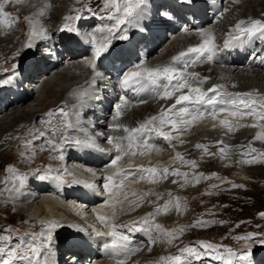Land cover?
<instances>
[{
  "label": "bare ground",
  "instance_id": "6f19581e",
  "mask_svg": "<svg viewBox=\"0 0 264 264\" xmlns=\"http://www.w3.org/2000/svg\"><path fill=\"white\" fill-rule=\"evenodd\" d=\"M158 1H159L158 4L163 3L160 2L161 0ZM209 1L212 3L213 1L216 0H209ZM244 1L237 0V2H234V0H217V2L219 3L216 2L213 3L219 5L220 3L224 4L223 5L224 8H220L219 6V11H221V15L219 16V19L217 21L225 20L228 23L222 24L220 21L216 22V20L213 19L212 14L215 16V13L212 12L211 8L210 11H207V5L203 3V1L201 0L193 1L192 5H183V4L179 5V3H177L178 0H172L170 5L168 6L173 7V12H170L171 10L168 11V9L167 10L163 9L161 11L162 12L167 11L172 14L171 19L165 17V22H166L165 24H168L169 27H171L175 32H178L179 34L177 35V38L174 39V41H172L173 43H170L167 47L162 48L161 45L162 42H164L162 35L163 33L165 35V31L168 26L166 25L161 26L160 24H158V21L155 19V16L151 17V14L153 15V13L157 12L156 11L157 2L156 0H147V3L145 5V15L144 18L140 21H143L145 24L146 23L151 24V28L153 29V31L149 30L147 32L141 33L139 31V28L141 27L139 21L138 24L140 27L122 25L121 26L122 28L128 29V33L132 31L133 34L130 35L127 40H124V42H122L123 44L120 48L119 46L117 47L111 46V48L109 49V52L119 53V56L116 57L112 56L108 60V62L111 65L117 64L122 66L121 69L117 71H115V69L113 68H110L111 67L110 66L109 71L113 73L117 72L122 74L127 71L137 70L136 69L137 65H140L141 69L172 65L173 63L172 57L177 56L181 51H186L191 44L192 45L194 44L191 47L199 46L205 39L208 38V34H213L215 37V44L217 46L215 57L211 61L202 58L200 61L194 64L190 63V66L186 69V71L190 73L192 72L198 73L199 76L195 78H189L188 83L190 84L191 82H195L196 84H198V86H193V87H203L202 90L204 91L207 90V89L205 90L204 87L209 82L212 83L213 85H223L224 88H226V90L228 91L231 90L233 93H247L250 90L257 89L259 90L258 92L259 94L257 95V97L264 96V74H259L256 68L254 66H251L250 63H248L242 57L243 51L233 50L231 53H233L234 56L230 59L234 63L229 64L228 58L230 57V53H226V51L220 50L219 36L224 33L227 34L226 31L230 28H233V26L238 21L241 20L264 21V18L257 16L264 13V3H263L264 1L262 2V0H247L243 8L242 4ZM78 2L79 0H71V1L35 0V2H30V0H7V2L4 4V9H3L4 12L11 14L10 16L5 17L4 19L7 21H15V22L11 24V27L0 26V57L6 56V54L10 53V51L11 52L19 51L18 53L21 54L20 56H22V58L18 62L13 63L10 69H7L9 68V66H7L6 64L5 66L3 65L5 67L4 72L9 73L10 77H14V78L12 79L11 83L3 84L2 86H0V150H3L9 147V145H11L10 142L12 141H9L8 139L10 136L15 135V130L17 129H21L16 133V134L19 133V135L17 136L24 138L27 137L33 138L34 135H38L40 132H42L41 130L47 131L48 133L52 134L51 126L48 123H46V120L48 119L46 113H48L49 111H55L65 106H66V110L72 112L73 106L80 104V100L78 99L77 93H79L83 89H89V95L84 100V106L77 107L75 109V111L80 113V119H81L80 126L87 129V131L92 136L95 137L97 145L99 144L103 146L108 144L107 136L109 135L111 136L127 135L122 130L111 129L110 125L121 124L129 128L137 127L139 123H142L146 120L145 117L146 114H148V117L150 118L152 116L157 115L162 108L167 109L172 103H174L175 97H173V99L171 100H160L159 98L154 97V95L152 96L151 100H155V103H147L144 105H133L131 107L125 106L124 104L120 103L122 105L121 107L122 115L118 120H113L115 114L110 113L112 109L110 102L107 104L104 102L105 99L107 98L105 97V95L112 98L118 89L117 87L120 86H117L118 84L114 83L112 80L111 81L107 80L106 82V79L109 76L105 77L106 79L104 80H100V78L102 77L101 75H96L95 83L93 84L92 83L93 76L97 73L90 71L91 66L88 63V59L90 58V55L93 51L92 43L90 42L92 35H95L97 43L105 42L102 39L103 34L100 31L98 32L97 29H100L106 25H111L114 22L102 18L97 23L94 22L93 18L89 19L88 21H83L82 19H79L78 21L73 20L75 21L74 23L75 27H78L79 29L78 31L79 34L77 35L76 33H68L66 31L65 32L67 34H65V32H61L60 29L63 27V25L69 22L64 20L66 16L74 17L79 15L78 12L71 15L77 9ZM164 3H166V0L164 1ZM158 7H160V5H158ZM189 7L191 9H189ZM241 8H243V10L240 14H238V10ZM249 8L250 9L252 8L256 16L249 15L250 14L248 12ZM97 10L95 12H97ZM178 11L188 13L186 14L187 16H191L190 13L197 14L200 18L199 19L196 18L197 20L196 23L187 22L185 21L184 18L181 19L180 17H178L179 16ZM101 16L104 17L105 15H101ZM147 16L148 17L150 16L149 21L147 20L148 18ZM174 18H178L179 19L178 21H182L183 22L182 26H185L186 30L181 32V29L177 27L175 23L170 24V22H172ZM96 24L99 25L95 30L98 34H96L95 31H93V29L91 30V28H93L94 25ZM204 26H206V30L203 29ZM15 27L21 29L22 31L21 34L15 33V31L13 30L15 29ZM199 28L202 29L201 32L191 33L192 31ZM17 30L19 31V29ZM24 30H26V33H23ZM33 30H35V32L39 33L40 35L39 36L33 35L32 34ZM57 36L61 38L60 39L61 43H59L60 47L59 50L56 51L57 59H55L48 55L51 52L49 53V51H47L48 50L47 48H49L47 43L51 42L52 38L53 37L56 38ZM69 37L71 38L70 40ZM144 38H148V39H144ZM29 43H33L35 46L33 48H28L27 45ZM127 43L131 44L130 52L126 51L127 48H124L123 50V47ZM251 43H261V42L259 40H253L252 42H249V44ZM134 47H136V50H138L140 47L139 51L143 52L146 56V59L141 63L138 62V55H136L135 57L133 54V51L135 50ZM135 54L138 53L135 52ZM41 55H43V57H41ZM189 59L191 60V57H189ZM207 62L210 64V66L205 65V63ZM14 65L16 66L15 69L13 68ZM97 65H101L99 60L97 62ZM177 67H182V66L177 65ZM3 73L0 71V75H3ZM204 77H208L207 81L201 82ZM22 80H25L27 82L29 81L32 88L31 91H33V93L36 94V97L33 99V102H31L33 103V105H31L30 107L28 106L27 110H23V108L27 107V102L30 101L29 100L30 94L29 92H27V90L21 89L20 81L22 82ZM98 85H101L100 92L94 90L97 88ZM184 92H187V90L185 89ZM177 95H179V93ZM114 101H116V99ZM262 115H264V113ZM246 117L247 116H235V117L232 116L234 120L239 122V125H243V126L239 127L238 125V127H235L231 131L226 129L223 125L220 128H218L219 125L217 122L215 123L214 127L218 129H211L212 128L211 125L209 127L208 125H206V127L202 128L201 130L195 129L193 131H190L191 128H188L187 131H184L183 133H179V132L176 133L178 135H176L177 136L176 139L172 140V143L168 142L165 145L163 142L157 141L155 142L156 148L146 149L144 152L141 151L143 149L134 145V147L130 150L131 153L133 151L143 153L142 155L137 154L135 155V157L138 156L140 158L146 155L147 156L152 155L158 157V160L148 161V159L146 160L145 158L143 161L137 162L136 160L134 161L128 158L129 161H127V166L128 167L130 166V170L129 172L126 173V175H128V178L132 180L134 179L133 177L136 174L138 175L140 173L144 174L145 171H140L139 167L141 165L145 166L144 169L151 167L162 169L164 167L172 168V166L173 167L178 166L176 169H178L181 172H186V170H189V168H187V165L182 164L175 159L176 153L174 150L176 148V152L178 151V153L182 155L184 154L188 155L190 154L191 150L196 149L195 145L197 143L199 144L203 143L207 145L211 143L216 144L218 141H223L224 144L228 146V151L230 150L229 151L230 153L235 154L236 152L235 150H238L240 152L241 150L249 149L247 151H250V149H255L256 151L252 153L251 156H245L244 158L250 159L253 157H259L261 153H264V130L262 128H258L259 126H255L253 127V129H251L250 126L254 124L253 121L254 119L247 120ZM36 121H41V122L43 121L46 124L43 125L42 127L36 128L34 127L35 125H33L34 122ZM56 123L59 124L62 123V121L61 120L56 121ZM231 123L234 124L233 121H231ZM261 123L264 124V121H262ZM22 130H28V132L31 133L26 134L23 133L24 131ZM253 131H255V133ZM32 132L35 133L33 134ZM99 133H103V135H99ZM69 134L73 135L74 137H77L79 135L83 136L82 133L75 131H69L68 135ZM258 136L261 138L257 139ZM34 138L36 143L45 141V144L51 147V145L48 144V140H45L44 136L40 137V139H38V137L35 136ZM181 141H183L184 143L181 144L180 143ZM54 142L56 144H60L61 139H58ZM126 143L127 142L125 141V144ZM24 146L27 147V145L25 144ZM216 146L218 148L221 147V145H219L218 143ZM241 146H243L244 148L242 149ZM155 149H159V150L157 151ZM164 153L168 154V156L164 157L165 156ZM31 154H32L31 156L26 157L22 154V150H21L20 157H18V162L14 163L13 165L6 164L4 166L5 173L2 175H4V177L6 176V179L9 182L8 185L10 187L12 183H14V180L9 179V173L11 172L6 171L8 166H12L14 168L15 170L14 173L22 172L19 171L17 167L22 166L24 164H28V162L26 163L25 160H29L31 161V165L33 166L34 171H38V170L48 171L49 168L51 169L60 168L59 165H56L58 162L56 163L55 161L54 150L52 147L51 150L42 148L40 154L39 155L37 154L38 156L34 155L33 153ZM253 154L255 155L253 156ZM169 156L172 159L171 162L167 163L166 158ZM33 158L34 160L35 159L36 160L33 161ZM69 158L75 159V161L84 164L85 166L91 168L96 172L94 173L93 176L90 177L88 176L89 174L87 171L83 172L81 171V169H79L80 172L78 171V173L76 174L74 170H78V169L73 167V173H75L78 179H81L80 177H84L89 180L85 179L84 182L78 180L80 183H73L72 182L73 180L65 181V183H61L62 196H69V194L72 193L74 195L73 198H76L77 201L80 200L86 203L93 202L90 201V199L97 200L98 198H101L102 196L101 192L98 190L99 195H96L94 191L97 188H99L98 186L101 183H104L102 174H100L103 165L102 161H104L105 159L107 160L109 158V155L106 154L103 155L101 152L93 148L77 147L76 145L75 146L73 145V146H69V149L66 153L65 164L70 161ZM187 159L188 157H186V160ZM47 160L50 161L47 162ZM243 167L242 168L239 167V169L243 171L244 169ZM245 172L246 173L249 172L253 176L259 175L262 178L264 177V166L259 165L250 168L246 167L244 170V174ZM76 176L74 177L77 180ZM171 177L172 175H169L167 178L170 179ZM167 178L164 179L159 177L158 183H154L153 186L151 185L148 188H145L143 186L126 187L128 189L134 188L137 189L138 191L141 190L142 195L148 193V195H143V199H147L150 202L149 207L153 208V210L151 211V209L148 208L149 210L145 211V208L141 207L142 198H139L134 200V202L139 204L138 209L140 210L142 209L141 214L139 213L138 215H132L129 217L127 216L119 217L114 215V217L111 218L113 223L116 225H127V226H123L122 229L124 230L126 229L132 230L135 227L143 226V225L139 226V224H137L133 228L131 222L139 221L141 217H144L148 214L147 212L153 213L157 206H160V208H162L165 205V204L163 205L160 204L159 199H164L166 201L169 200L167 197L169 193L172 192L173 190L172 185L171 188H168V190H166L168 187L166 185L167 183L166 180H168ZM183 179L186 178L180 176V177H175L173 180H176L178 182V181H182ZM91 181H93L94 184L96 185V189L94 188L95 190L84 187L85 182L90 183ZM0 183L4 184L5 181L3 183L2 182ZM42 184L43 183L41 184L37 183L36 184L37 188L38 187L43 188L45 185ZM46 187L50 191L51 189L53 190L52 186L46 185ZM77 190H79V192H77ZM56 192L58 193L57 189ZM0 193H1L0 194L1 198H3L2 202L6 206L7 205H12L13 207L16 206L15 211L17 212L20 210L19 208H21V206H18L16 202L26 201L27 199L32 197V195L29 194L27 195L28 197H24L22 195L15 196L16 192L14 189L12 191L3 190L0 191ZM4 197H6L8 200H6ZM31 200L29 202L33 201ZM45 201H48V204L49 202H51L50 200H48V198ZM101 202L102 201L99 200V202L97 203H101ZM51 203L55 205L56 202L52 201ZM171 207L169 209H173ZM134 208H137V206L134 205L133 208L130 210H133ZM28 209H30L33 215L36 214L40 216L46 215L41 204L39 205L36 203L35 205H31ZM65 209L67 214L71 216L70 215L71 211L69 212L67 208ZM163 212L160 211L158 213L159 216L157 218H156L157 216L156 214L155 223L158 224L162 223V219H160L162 216L160 214H162ZM26 219L30 223L34 222V216L32 215L30 216L29 214L26 215ZM60 220L61 219H58V221ZM36 224L37 223H35L34 225ZM146 227H144V229ZM36 228H37L36 231L44 230V229L42 230V228L38 225L36 226ZM119 228L121 227L117 228L118 232H119ZM70 231L71 232L68 233V235L65 234L61 236L60 242H55L52 244L51 251L56 252V254L58 255L57 258L61 257L62 258L61 261H63L65 257H62V253L64 252V250H67L68 253L72 255L74 258L79 257L80 261L82 260V258H85L84 256H86V258H92V259L95 258L93 260H97V261L100 260V258L97 255L89 256L88 253L83 251L85 249L92 251L93 247H96L105 241V239L108 237L106 236L107 234L103 236L96 235L97 237L94 238V240L90 241V240L81 239L80 236L76 235L75 231L73 230ZM43 232L47 233L45 230ZM126 233L129 232L126 230ZM126 233H121V234H126ZM147 235L151 239L149 245H147L144 239L142 238V234L137 231H135L133 235H128L129 237L139 238L144 242V245H146L149 248L148 254L145 257H141L139 260L136 259L135 260L136 262L133 264H150L148 262L151 260L153 262L152 264H157V262H159V264L162 263L158 261V259L164 257L162 251L165 249V247L163 242H161L162 240H161L160 231H157L155 228H153L151 231H147ZM152 241L155 242L152 243ZM149 246H151L152 248ZM257 255L258 256L255 257L253 260V264H258L257 258L260 257L261 254L259 253ZM260 261L264 262V258L260 259ZM112 263L117 264V262H111V264ZM104 264H108V263H104ZM210 264L213 263L210 262Z\"/></svg>",
  "mask_w": 264,
  "mask_h": 264
},
{
  "label": "rangeland",
  "instance_id": "374dc122",
  "mask_svg": "<svg viewBox=\"0 0 264 264\" xmlns=\"http://www.w3.org/2000/svg\"><path fill=\"white\" fill-rule=\"evenodd\" d=\"M69 1H71V0H69ZM164 1L165 0H163V1L161 0L160 2L164 3ZM193 1H195V0H193ZM201 1H203L206 5H208L207 11H210V10H208V8L210 7L209 4L212 5L214 2L219 3V2H217V0L213 1L212 3L209 0H207L208 3L205 0H201ZM246 1L247 0H245L243 2L242 7L244 6ZM263 1L264 0H262V2ZM30 2H35V0H30ZM102 2H103V0H84V1L79 0V2L77 3L78 4L77 9L71 15L78 12L79 16H81V19L83 21H88L89 19L93 18L95 23H97L103 17L101 15H105L104 17L107 16L106 12L100 11V7L102 5ZM156 2H157V4H156V7H157L156 11L157 12L153 13V15L151 14V17L155 16V19L158 21V24H160L161 26H163V25L168 26L166 31H165L166 36L164 35V33L162 35L164 42H162L161 47L165 48L170 43H173L172 41H174V39L177 38V35L179 33L175 32L171 27H169L168 24H165L166 23L165 22V16L160 15V13L162 12L161 10H163V9H165V10L168 9V11L171 10L170 12H173V7L168 6L172 2V0H166V3H164V5H163V3L158 4V2H159L158 0H156ZM158 5H160V7H158ZM179 5H180V3H179ZM223 5L224 4L220 3L221 8H224ZM84 7H86V8H84ZM243 8L238 10V14H240L242 12ZM88 9H91L92 11L89 12ZM189 9H191V8L189 7ZM77 10H81V11H77ZM96 10H97V12H95ZM248 12L250 13L249 14L250 16H252V15L256 16V14L252 10V8L251 9L249 8ZM98 14H100V15L98 16ZM168 14L172 18V14L169 12H168ZM186 14H188V13L178 11V15H179L178 17H180L181 19L184 18V15H186ZM147 15H148V13H147ZM190 15H191L190 17L187 16V17H185V19L188 18V20L197 21L196 18L197 19L200 18L197 14H191L190 13ZM96 16H98V17H96ZM257 16L264 18V13L261 15H257ZM149 17L147 18L148 21H149ZM212 17L214 20H216V22L220 21V20L217 21L219 19V17L217 18L213 14H212ZM97 19H98V21H97ZM104 19H106V18H104ZM178 20H179L178 18H174L173 21L170 22V24L171 23L174 24V22H175L176 26H180V23H181V25H183V22L178 21ZM112 22H114V21H112ZM220 22L222 24L228 23L225 20L220 21ZM68 23L73 24L72 26L75 27V25H74L75 21H70ZM139 24L141 26V27L139 26L140 27L139 31L141 33L147 32L149 30L153 31V29L151 28V24H149V23L144 24L143 21H139ZM97 26H99V25L96 24L94 26V29L91 28V30L93 29V31H95L97 29ZM75 28L78 29V27H75ZM204 28L206 30V26ZM17 29H19V31ZM169 29H171V30H169ZM185 29L186 28L184 26H181V32ZM199 29L192 31L191 33L201 32L202 29H200V30ZM231 29L232 28L228 29L226 31V33L228 34ZM13 30L17 34H21V32H22L20 28H16V27ZM97 30H99V29H97ZM78 31H79V29H78ZM23 33H26V30H24ZM95 33L98 34L96 31H95ZM65 34H67V33L65 32ZM126 34L129 37L133 33H132V31H130L128 33V29H127ZM117 35H119V33ZM222 36H223V34L219 36V39L222 38ZM60 39L61 38L58 36L56 38L53 37L52 41L47 43V45L49 46V48H47V49L49 52L52 53V57L55 59H57V57H56L57 52L56 51L59 50V47H60L59 43H61ZM144 39H148V38H144ZM113 41L114 42L111 46L112 47L119 46V48L122 46V44H123L122 42H124V40H113ZM130 43H127L126 45L124 44L125 46L123 47V50H124V48H127L126 51L130 52L131 51V49H130L131 44ZM193 45L191 44L190 47ZM134 48H135V50L133 51L134 56L136 57V55H138L139 59H142L141 55H143V53L138 52L140 47L138 50H136V47H134ZM18 52L19 51H12V52L10 51V53L6 54V56L0 57V71L2 73L5 70L4 69L5 64L7 66H9V68H7V69H10V67L12 66L13 63L18 62L22 58V56H20L21 55L20 53H19V55H16ZM135 52L138 54H135ZM41 57H43V55H41ZM113 59H115V58H113ZM139 62L141 63L142 61H139ZM207 63H205V65L210 66V64L209 63L207 64ZM112 64H113V62H112ZM110 68H113L112 65ZM90 71H94V70H92V68H90ZM7 74L9 75V73L4 72L3 75H0V81H3V79L4 80L8 79L10 77V75L8 76ZM1 76L5 77V78H2ZM20 84H21V86H20L21 89L27 90V92H29V94H30V98H29L30 101L27 102V107L23 108V110H27L28 106L30 107L31 105H33V103H31V102H33V99L36 97V94L33 93V91H31L32 88H31L29 81L27 82L25 80H22V82L20 81ZM100 86L101 85H98L97 88L94 90L98 91V89H101ZM258 92H259V90H257V89L256 90L255 89L250 90V93H258ZM105 97L108 98L107 95H105ZM107 98L104 101L106 104L110 102ZM152 101L153 102L148 101L144 104L155 103V100H152ZM112 102L113 101H111L110 104L113 108L115 103H112ZM144 104H142V105H144ZM15 108H17V107H15ZM112 110L113 109H111L110 113L115 114V112H113ZM145 117H146V119H148L149 118L148 114H146ZM57 121H60V120H57ZM36 122H34V124H33V125H35L34 127H36V128L42 127L43 125L46 124L43 121L42 122L36 121ZM258 126H259L258 128L263 127L260 124ZM262 129L264 130V128H262ZM20 130L21 129L15 130V135L9 137L8 140L12 141V142H10L11 145H9V147H7L3 150H0V182H2V183L6 180V176L4 177V175H2L5 173L4 166L6 164H12L13 165L14 163L18 162V157H20L21 150H22V154L26 157L31 156L32 155L31 153L38 156L40 154V151L42 148L43 149L46 148L48 150H51V147L46 145L45 141H42L40 143L35 142L34 136L38 137V139H40L39 134L34 135L33 138L18 137L17 135H19V133L18 134H16V133ZM22 131H24L23 133H26V134L31 133V132H28V130H22ZM29 131H31V130H29ZM41 131L45 133V136H44L45 140L51 139L53 141H56L58 139H61V137L58 135L53 136L51 133H48L47 131H44V130H41ZM32 133L34 134L35 132H32ZM69 136H71L73 139L84 138L81 135L74 137L73 135L69 134ZM24 144L27 145V147H25ZM200 144H203V143H200ZM203 145H206V144H203ZM216 145H217V143L216 144L211 143V144L206 145V146H208L209 152L216 153V155H214V156L206 155L204 152H202V151H204L203 149H197V148L191 150L190 154H188V155L184 154L183 155L185 160H186V157H188L187 160H194V161H196V164H197V167H195V168H192L191 166L187 165V168H189V170H186V172L188 173V177H187L188 182H186V179H183L182 181H178L175 184L172 183V181L175 177H180V176H172L170 179L167 178L168 180H166V182H167L166 185L168 186V187L166 186L167 187L166 190H168V188H171L172 186H173V188H172L173 190H172V192H170L171 195H168V197H167L169 200L166 201L164 199H159L160 204H162V205L166 204V203L168 204V210L167 211H165L163 207L161 208L162 209L161 212H163V211L164 212L162 214H160L162 216L160 218V219H162V223H159L162 226L160 233H161V240H162L161 242H163L164 247H165V249L162 251L164 254V257H169L171 255L178 254L179 249H181L185 246H189V245L198 246L199 241H207L210 243L230 247L236 252H238V249L244 250L245 247L251 248L252 252L257 251L259 249H260L259 253L263 251V248L260 246L259 241L261 239H264V218H262L259 214L264 213V177L261 178V176H259V175L253 176L249 172H247L248 174L246 172L244 174V170L246 167L250 168V167H255V166H259V165L264 166V163H253V164L239 163L238 164L237 161L241 159V157L239 155L240 152L238 150H235L236 151L235 154L230 153L229 152L230 150H229L228 151L229 157L227 159H221L220 154H219V148ZM69 146H73L71 141L66 142L63 145V147L61 149L57 150L56 152L54 151L55 161H56V163L58 162L56 165H59L60 168L53 169V172H51V173H48V171H42V170L34 171L33 166L31 165V161H29V160H25L26 163L28 162V164H24L22 166L17 167V169L19 171H22V172H18V173H12L11 172V173H9V179L14 180V183L17 186H19V180L16 179L17 175H24L26 177L24 186L21 188L19 195L20 196L22 195L24 197H28L27 195L29 194V195H32V197L27 199L26 201L16 202L18 206H21V208H19L20 210L17 212V211H15L16 206H14V207L12 205L6 206L2 202L3 198H1V196H0V198H1L0 199V236L8 235L9 234L8 229H12L13 230V241H12L13 244L19 242V240H24L26 242L32 241L33 237L31 235H25V233H35L36 234V242L42 243V242L46 241V235L40 236L39 234L41 232H43L44 230L47 232L49 230V225L52 223H55L57 225V227L54 229H51L52 236H53V240H52L51 245H50V248H51L53 243L60 242L61 236L65 235V234L68 235V233L71 232L70 230L75 231L76 235L80 236L81 239L90 240V241L93 239L92 237L94 236V234L96 235V232H103V233L107 234V231H109V228H107V226H105L104 223H101V221L97 219L98 216L106 217L107 223L113 224V221L111 220V218H113L114 215L119 216V217H123V216L129 217L132 215H138L139 213L140 214L142 213V209L140 210V209H138V207L134 208L133 210H130V209H132L133 206L135 205L133 203L134 200L142 198L144 194L142 195L141 190L138 191L137 189H134V188L128 189L126 187H128V186H135V187L143 186L145 188H148V187H150V184L146 180H142V179L141 180H139V179H137V180H125L124 179L122 184H123V189H125L126 191L123 194H121L120 192H117L115 190L105 193L104 187L101 184L99 186L100 190H99V188L96 189L97 191L95 189H93V190H95V192H97V193L100 191L101 195L104 196V198H102V199L98 198L97 200L90 199V201H93V202L86 203V202H82L80 200L77 201L76 198H73L74 195L72 193L69 194V196L58 195L55 188L56 189H59V188L56 187L55 181L52 178H49L46 180H39V179L35 178L38 175H49L50 177L55 176L57 174V170H63V169H67L68 173L75 175V173H73V168H72V165L70 164V162L65 164V160H66L65 159V156H66L65 151H66V148L68 151ZM74 146H75V144H74ZM250 148H252V147H250ZM247 150H249V149H247ZM247 150H245V151H247ZM67 151H66V153H67ZM174 151L176 154L178 153V151L176 152V148ZM237 154H238V156H237ZM61 155L63 156V159H61ZM164 155H165L164 157L168 156V154H165V153H164ZM254 155L255 154H253V156ZM131 156L132 157H130V160H134V161L136 160L137 162H141L145 158H146V160L148 159V161L149 160H154V161L158 160V157L152 156V155H148V156L146 155V156H143L140 158L138 156L135 157L134 155H131ZM167 158H166L167 163L171 162L172 158L170 156ZM139 159H140V161H139ZM234 159H235L236 163H235ZM35 160L33 158V161H35ZM49 161L47 160V162H49ZM177 167L172 166V168H177ZM239 167H241V168L243 167L244 168L243 171H241L239 169ZM78 171L79 170H74V172H76V174L78 173ZM92 171H94V170H92ZM236 172H238V173H236ZM213 173H215L216 175L213 176L212 175ZM200 174H202V177H201L199 183H196L194 180V176L200 175ZM203 177H208V178L205 179ZM4 178H5V180H4ZM31 178H32V180H31ZM63 178H65V175H63ZM76 178H77V180H81L82 182H84L85 179L89 180V179L84 178V177H80L81 179H78V177L76 176ZM37 183L38 184L43 183L42 185H45V186L43 188H39V187L37 188V185H36ZM90 183L94 184L93 181H91ZM114 184H116L117 186L120 185L121 179H119L117 182H114ZM233 184L243 185L244 187L234 188V187H232ZM46 185L52 186L54 189L53 190L51 189V191H50L49 189H47ZM213 185H215L216 187H213ZM6 187L10 188V186L8 184H7V186L5 183L1 184L0 185V191L6 190ZM58 187H59V185H58ZM77 192H79V190H77ZM133 193H135V195ZM111 194H112V196H111ZM15 196H17V194ZM177 197L179 198V201H178L179 205H180L179 209L176 208V203H177L176 198ZM4 198L6 200H8L6 197H4ZM45 198L46 199L48 198V200H50L51 202L52 201L56 202L55 205H53L51 202H49V204H48V201H45L46 200ZM30 200L32 202H29ZM99 200L102 201L101 204L105 205L104 207H99V205H97V204H99V203H97V202H99ZM31 203H33V204H31ZM36 203L39 205L41 204L46 215L40 216L38 214H36V215L32 214V212L28 208L31 205H35ZM149 204H150V202L147 199H142L141 207L145 208V211L149 210V209H151V211L153 210V208L149 207L150 206ZM44 207H45V209H44ZM68 207H70V208H68ZM170 207L173 209H169ZM65 208H67L69 210V212L71 211L70 212L71 216H69L67 214ZM72 213H73V215H72ZM96 213H97V215H96ZM109 213H110V215H109ZM147 213H150V212H147ZM28 214H29V216L30 215L34 216V222L37 223L36 225H34L35 224L34 222L30 223L27 221L26 215H28ZM182 214H184V215H182ZM44 216H46V217H44ZM158 216H159V214H157L156 218ZM166 217H168V218H166ZM58 219H61V220L58 221ZM198 221L204 222V223L200 224L199 226H192V225L196 224V222H198ZM222 221L224 223H221ZM37 225L40 226L42 228V230L43 229L44 230L43 231H40V230L36 231ZM237 225H239V226L237 227ZM142 227L144 228L146 226H141V228ZM122 228H123V226H121V228H119V232L126 233V230H124ZM180 229H183V230L180 231ZM169 232L172 233L171 236L168 235ZM250 233L255 234V238L251 241L236 239V237H238V236H244V235H247ZM173 237H178V238H173ZM2 244H3V242L0 241V245H2ZM149 247H151V246H149ZM148 250H149L148 247L143 249L138 254H136L133 257V259H131L132 261H129L125 264H133L136 262L135 261L136 259L139 260L141 257H145L148 254ZM221 250H223V249H221ZM45 251H47V249H45ZM83 252H90V250L85 249ZM54 254L56 255V257H58L56 252L51 251L50 259L53 257ZM69 255L70 254L68 253L67 250H64V252L62 253V257H65L64 259L67 258L66 261L64 260L65 264H72V262H70V263L68 262V256ZM3 258H4L3 256H0V260H2ZM262 258H264V257L260 256L257 258L258 264L264 263V262L260 261V259H262ZM93 259H95V258H93ZM158 261H160V258L158 259ZM103 262L111 264V262L100 261V260H98V261L92 260V262H90L88 264H104ZM160 262H162L164 264L163 261H160ZM148 263L152 264L153 262L151 260ZM162 263H160V264H162ZM201 263L202 264H208L209 260L205 259L202 262H198V264H201ZM15 264H21V262L16 261Z\"/></svg>",
  "mask_w": 264,
  "mask_h": 264
},
{
  "label": "snow or ice",
  "instance_id": "6c2138e0",
  "mask_svg": "<svg viewBox=\"0 0 264 264\" xmlns=\"http://www.w3.org/2000/svg\"><path fill=\"white\" fill-rule=\"evenodd\" d=\"M7 0H0V26L11 27V24L15 21H7L4 18L10 16L11 14L4 12V4ZM237 2V0H234ZM147 0H103L100 7V11L107 13L106 18L108 20L114 21L111 25H106L100 28L102 39L105 42L97 43L95 35L91 37V43L93 47V56L95 59H99L104 54H110L113 56H119V53H109L113 40H127L129 37L126 34L127 28H122V25H128L133 27H139L138 21L142 20L145 15V5ZM178 3L183 5H192L193 0H178ZM50 7V5H49ZM81 11V10H77ZM91 12V9H88ZM43 14V13H42ZM160 15L168 17L171 19L167 11L161 12ZM18 19V18H17ZM66 21H73L81 19V16H66L64 18ZM61 32H69L79 34L78 29L72 26L71 23H65L60 29ZM119 33V35H117ZM33 35L39 36L40 34L33 30ZM227 37L224 40V47H230L233 42L249 43L253 40H259L261 43H264V21L261 20H250L238 21L233 28L227 34ZM71 38L69 37V40ZM35 45L29 43L28 48H33ZM217 46L215 44V37L213 34H208V38L205 39L199 46L189 47L186 51H181L177 56L172 57V65L156 68H140V65L136 66L137 70L128 71L123 74L122 79L120 80V86L124 89H130L134 93L142 92H151L154 97L159 98L160 100H171L175 97L174 103H172L167 109L162 108L160 112L146 119L144 122L139 123L137 127L129 128L121 124H112L110 128L113 130H122L127 135L119 136H107L108 144L114 145L116 152L118 153L115 158L111 161L112 165H115L117 161L122 159V153H125L128 149H132L135 146H139L140 143H143L144 146L149 149L153 148V145L149 143V138L151 134H155L159 137L164 138L169 143H172V136L170 133H165L161 129L165 126H170L172 132L183 133L187 131L188 127L192 125L194 121H199L203 119L206 115H210L213 119H216L218 112L231 111L233 116H243V115H256L258 113H264V107H258L256 104L257 100L264 101V96L253 97L251 93H226L222 91L224 88L223 85H213L211 88L206 91L202 90L200 87H193L188 83L189 78L198 77V73L187 72L186 69L191 64H194L200 61L202 58L207 59L208 61L213 60L216 55ZM19 55V53H17ZM191 57V60L189 59ZM181 65L182 67H177ZM15 65L13 68L15 69ZM91 67L95 71V63L91 64ZM95 74L93 76L92 83H95L96 79ZM14 77H9L7 80L0 81V86L3 84L11 83ZM208 77H204L201 82H206ZM187 92H184V90ZM179 93V95H177ZM209 93L213 95L209 96ZM89 95V89H83L77 93L78 99L80 100L79 105L73 106V111L69 112L65 107H61L55 111H49L46 113L48 119L46 123L51 126V132L54 136L61 137V143L56 144L53 140L49 139L48 144L51 145L54 151H57L63 147V144L71 141L77 147L93 148L100 151L104 149H99V146L96 144L95 137L92 136L87 129L81 127L80 113L75 111L77 107L84 106V100ZM224 97H230V99H224ZM247 97V99L245 98ZM143 102V101H141ZM122 103L127 105L128 100L122 99ZM220 107H217V106ZM179 106V107H178ZM202 106H210L208 111L202 110ZM121 104L115 106V116L113 120H118L121 115ZM247 111H244V110ZM259 119L264 121V115H259ZM61 120L62 123L57 124L56 121ZM220 123L229 131L233 130L238 125L232 124L228 120H221ZM159 124L160 127L156 125ZM243 125H239L242 127ZM253 124L251 127H255ZM69 131H75L83 134V139H73L68 135ZM103 135V133H99ZM40 137L45 136L44 132L39 133ZM261 137H257L260 139ZM125 141L127 142L125 144ZM184 143L183 141L180 142ZM221 147H219V154L221 159L228 158V146L224 144L223 141L217 142ZM174 146V145H173ZM197 149H203L204 153L209 156H214L216 153H211L208 151V146L197 143L195 145ZM243 149V146H241ZM159 150V149H155ZM256 150L251 149L250 151L241 150L239 155L241 157L237 163L253 164V163H264V153H261L259 157H253L250 159H245V156H251ZM143 154L133 151L132 155ZM61 159L63 156L61 155ZM175 159L182 164L189 165L192 168L197 167L196 161L194 160H185L184 156L180 153L175 155ZM152 176L153 182H156L155 177L159 176L160 178L166 179L169 175L172 176H182L188 177L187 172H181L176 168L164 167L162 169H157L154 167L142 169ZM6 171L14 173L15 170L12 166H8ZM53 172V169L49 168L48 173ZM72 175L67 172V169L57 170L55 176L49 175H38L35 178L39 180H46L52 178L57 180L60 183H65L63 180V175ZM213 176L216 174L213 173ZM119 177L121 179L120 185H115L114 180ZM202 174L195 175L194 180L196 183H199ZM128 176L123 173H116L114 176H104V190L105 193L115 190L123 194L126 190L123 189V180L127 179ZM143 178V177H141ZM208 178V177H203ZM16 179L19 180V186L15 183H12L11 187H6V190L12 191L15 190L17 196L20 194L21 188L24 186L26 177L24 175H17ZM73 183H80L75 178L72 181ZM9 182L5 180L7 186ZM172 183H177L176 180H173ZM84 187L89 189H94L96 187L93 183H84ZM213 187H216L213 185ZM232 187L239 188L244 187L243 185L233 184ZM135 195V193H133ZM148 195V193L144 194ZM171 195V193H169ZM159 198V197H158ZM143 199V197H142ZM176 208L179 209V198H176ZM135 206H139L138 203L133 202ZM164 210H168V204L166 203L163 206ZM161 211L160 206H157L153 213H148L146 216L141 217L139 221H132V227L134 228L137 224L147 226L144 230L151 231L155 228L157 231L162 229V226L158 223H155V216ZM264 218V213L259 214ZM98 220L101 223H104L105 226L109 228L107 235L111 237V244L106 245V247L112 250V254L119 257L121 253L127 256V253L131 251L128 248L129 238L117 231L118 227L127 226V225H116V224H107V218L103 216H98ZM204 222H196L192 226H199ZM221 223H224L223 221ZM239 225H237L238 227ZM57 225L52 223L49 225V230L47 233L41 232L40 236L46 235V241L42 243L36 242L35 233H25V235H31L33 237L32 241L26 242L24 240H19V242L13 244V230L8 229V235L0 236V241L3 242L0 245V256L4 258L0 260V264H15L16 261L21 262V264H56V262L50 259L51 256V242L53 240L51 229L56 228ZM183 229H180L182 231ZM97 236H103L105 233L96 232ZM172 235V233H168ZM178 238V237H173ZM255 238V234H247L244 236H238L236 239L251 241ZM155 241H152L154 243ZM259 244L264 248V239L259 241ZM47 249V251H45ZM223 249V250H221ZM253 252L251 248L245 247L241 252H236L230 247L210 243L207 241H199L198 246H185L179 249L178 254L171 255L169 257H161L160 261H163L164 264H198L205 259H210L216 264H235L236 261L242 262V264H253L251 257ZM73 261L75 258H72ZM117 264H124V261L118 259ZM159 264V262H157Z\"/></svg>",
  "mask_w": 264,
  "mask_h": 264
}]
</instances>
